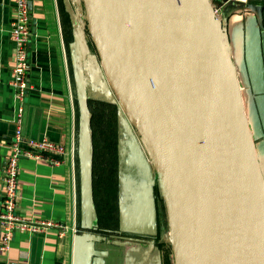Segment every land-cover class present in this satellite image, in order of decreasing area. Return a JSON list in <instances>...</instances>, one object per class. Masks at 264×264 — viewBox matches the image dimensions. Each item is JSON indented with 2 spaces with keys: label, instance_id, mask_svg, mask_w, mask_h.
Instances as JSON below:
<instances>
[{
  "label": "water",
  "instance_id": "95a60500",
  "mask_svg": "<svg viewBox=\"0 0 264 264\" xmlns=\"http://www.w3.org/2000/svg\"><path fill=\"white\" fill-rule=\"evenodd\" d=\"M85 2L106 76L154 160L175 264H264V172L227 21L211 0ZM74 65L82 200L96 215L87 84L80 57ZM102 238L78 236L76 264H90Z\"/></svg>",
  "mask_w": 264,
  "mask_h": 264
},
{
  "label": "crops",
  "instance_id": "0c3cea01",
  "mask_svg": "<svg viewBox=\"0 0 264 264\" xmlns=\"http://www.w3.org/2000/svg\"><path fill=\"white\" fill-rule=\"evenodd\" d=\"M211 2L221 8V16L227 21L229 53L264 172V0L247 4L229 0ZM30 10L28 93L22 102L16 98L12 85L15 47L10 30L16 14L15 1L0 0V213L8 146L15 137L19 107L23 104L26 105L23 135L61 143L67 147V155L60 164L31 158L20 160L17 213L27 220L61 223L66 231L52 228L36 235L16 232L9 248L2 250L0 228V264H76L77 238L88 232L104 238L95 242L90 264H109L99 258L107 240L117 243L109 253L121 251L123 260L112 264H169L166 256L168 251L174 256V251L167 211L164 213L162 209L160 218L154 220L153 231L133 233L139 240L123 244L100 233H110L105 220L101 224L98 211L94 215L83 204L77 151L80 119L76 57L82 61L89 100H102L105 94L110 97L114 90L90 34L85 0H30ZM81 30L85 40L79 39L77 43L76 34ZM97 91L101 92L98 96ZM119 139L117 135L118 142ZM148 164L153 180L157 171L152 162ZM108 220L109 227L120 226L118 210Z\"/></svg>",
  "mask_w": 264,
  "mask_h": 264
},
{
  "label": "built area",
  "instance_id": "2783aa9c",
  "mask_svg": "<svg viewBox=\"0 0 264 264\" xmlns=\"http://www.w3.org/2000/svg\"><path fill=\"white\" fill-rule=\"evenodd\" d=\"M15 1V18L11 24V36L15 47V61L12 67V85L16 98L24 101L28 91L29 45L32 39L30 0ZM247 4L252 0H229ZM215 14L221 16V8L214 7ZM23 104L19 107L15 124V137L9 144V152L4 167V196L0 213L1 249L7 250L16 232L29 235L44 234L49 229L66 231V227L52 220H27L17 213L20 160L31 158L54 164L63 162L67 147L49 139L37 140L23 135Z\"/></svg>",
  "mask_w": 264,
  "mask_h": 264
},
{
  "label": "rangeland",
  "instance_id": "374dc122",
  "mask_svg": "<svg viewBox=\"0 0 264 264\" xmlns=\"http://www.w3.org/2000/svg\"><path fill=\"white\" fill-rule=\"evenodd\" d=\"M99 93L101 94V92L97 91V96ZM105 95L101 97L102 100L91 101L92 108H97L96 103L98 102L96 101L107 102V104L117 107V111H115L117 119L115 129H117L116 132L120 135L119 145L118 148H116L118 152L117 179L119 184L117 210L121 218L120 226L107 227L106 229L110 232L107 233L109 238L120 240V243L125 244L129 241L139 240V237H136L133 233L153 231L154 220L160 218L161 211L158 209L157 202L153 199L154 191L153 183L151 182L153 176L148 162L152 161L154 164V160L152 159L146 140L142 137L141 130L130 122L129 115L125 108H123L115 91L113 90V94L110 97H107V94ZM112 109L113 108L107 109V112L111 114ZM90 113L93 152L95 153L98 150V147L95 145L97 139H94L93 136L95 133L93 126L96 125V121L93 122V113L91 109ZM112 124L114 125V123ZM115 151V146L113 145L110 153L113 154ZM153 179L156 181L159 179L156 173ZM118 231L124 233H120L119 235L117 233ZM105 244L106 245L103 246L104 250L100 252L99 258H102L104 262L108 260L109 264H112L114 261L120 262V260H122L120 258L121 251L112 254L109 253L114 249L117 243H110V241L107 240Z\"/></svg>",
  "mask_w": 264,
  "mask_h": 264
},
{
  "label": "trees",
  "instance_id": "16d2710c",
  "mask_svg": "<svg viewBox=\"0 0 264 264\" xmlns=\"http://www.w3.org/2000/svg\"><path fill=\"white\" fill-rule=\"evenodd\" d=\"M72 11L69 12V30L71 31V21H73ZM71 20V21H70ZM96 107L92 108V101L89 100V106L93 113V122L96 121L94 128V139H97L95 145L98 147L97 152L93 155V185H94V200L95 207L100 217V223L105 220L106 228L109 227L111 221L108 220L109 216L112 217L113 213L117 211L118 201V163H117V119L115 111L117 107L107 104V102L96 101ZM113 108L112 113L109 114L107 109ZM115 109V110H114ZM99 117V118H98ZM114 123V125L112 124ZM99 128V129H98ZM113 145L115 146V152L110 153ZM110 157V158H109ZM150 166V165H149ZM153 191L155 194V200L157 202L160 211L164 209L166 212V206L164 198L161 194V189L158 180H152ZM167 214V212H166ZM102 234L107 235V232L99 231ZM162 249L165 250V246L162 244ZM166 261L169 264H175L174 256H170L168 251Z\"/></svg>",
  "mask_w": 264,
  "mask_h": 264
}]
</instances>
